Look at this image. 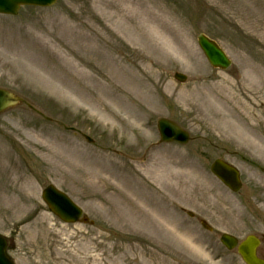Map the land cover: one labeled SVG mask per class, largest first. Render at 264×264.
I'll return each mask as SVG.
<instances>
[{
    "label": "rangeland",
    "instance_id": "374dc122",
    "mask_svg": "<svg viewBox=\"0 0 264 264\" xmlns=\"http://www.w3.org/2000/svg\"><path fill=\"white\" fill-rule=\"evenodd\" d=\"M200 33L230 68L208 63ZM0 88L33 107L0 115V235L16 264H245L222 232L262 236L264 256V0L26 6L0 15ZM160 118L192 140L158 144ZM216 158L240 169L239 193ZM48 184L93 223L52 214Z\"/></svg>",
    "mask_w": 264,
    "mask_h": 264
},
{
    "label": "water",
    "instance_id": "95a60500",
    "mask_svg": "<svg viewBox=\"0 0 264 264\" xmlns=\"http://www.w3.org/2000/svg\"><path fill=\"white\" fill-rule=\"evenodd\" d=\"M56 1L0 0V13L15 15L22 5L50 6ZM198 42L212 66L227 69L231 65V60L216 41L205 34H200L198 35ZM176 78L180 81H185L186 76L177 73ZM20 101L22 99L13 93L0 89V113ZM159 129L162 141L176 140L186 143L190 137L187 131L168 119L159 121ZM212 171L233 190L238 191L240 189L239 173L233 166L222 160H216L212 165ZM42 198L48 204L50 211L65 222H76L83 215V210L66 193L54 185H49L43 190ZM83 220L87 221V218H83ZM222 241L229 248H234L238 244V240L230 235H224ZM259 244L260 240L256 236L250 235L238 245V252L247 264H264V259L257 256ZM6 248L7 241L0 237V264H14L7 255Z\"/></svg>",
    "mask_w": 264,
    "mask_h": 264
},
{
    "label": "bare ground",
    "instance_id": "6f19581e",
    "mask_svg": "<svg viewBox=\"0 0 264 264\" xmlns=\"http://www.w3.org/2000/svg\"><path fill=\"white\" fill-rule=\"evenodd\" d=\"M131 82H133L132 80H131ZM136 89H140L141 87H138L137 85H136V82L134 83V85H133ZM98 102L100 103V100H98Z\"/></svg>",
    "mask_w": 264,
    "mask_h": 264
}]
</instances>
